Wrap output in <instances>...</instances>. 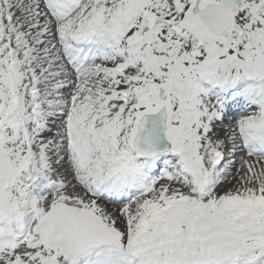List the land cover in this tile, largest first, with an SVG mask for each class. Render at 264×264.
I'll list each match as a JSON object with an SVG mask.
<instances>
[{"label": "snow or ice", "instance_id": "obj_1", "mask_svg": "<svg viewBox=\"0 0 264 264\" xmlns=\"http://www.w3.org/2000/svg\"><path fill=\"white\" fill-rule=\"evenodd\" d=\"M0 264H264V0H0Z\"/></svg>", "mask_w": 264, "mask_h": 264}]
</instances>
